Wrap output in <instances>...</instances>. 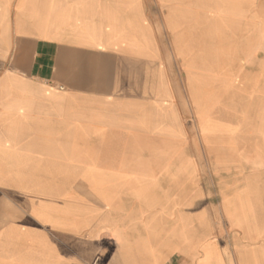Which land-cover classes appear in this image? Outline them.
Here are the masks:
<instances>
[{
  "label": "crops",
  "instance_id": "1",
  "mask_svg": "<svg viewBox=\"0 0 264 264\" xmlns=\"http://www.w3.org/2000/svg\"><path fill=\"white\" fill-rule=\"evenodd\" d=\"M154 11L0 0V264H264V186L202 206L186 184Z\"/></svg>",
  "mask_w": 264,
  "mask_h": 264
},
{
  "label": "rangeland",
  "instance_id": "2",
  "mask_svg": "<svg viewBox=\"0 0 264 264\" xmlns=\"http://www.w3.org/2000/svg\"><path fill=\"white\" fill-rule=\"evenodd\" d=\"M149 3L160 18L155 24L172 110H181L172 125L176 120L186 127L192 147L186 184L201 189L197 205H222L223 198L234 196L242 204L243 192L258 196L264 186V0ZM162 11L170 14V27L167 22L163 27ZM196 90L199 113L191 97ZM223 216L216 219L220 227Z\"/></svg>",
  "mask_w": 264,
  "mask_h": 264
}]
</instances>
